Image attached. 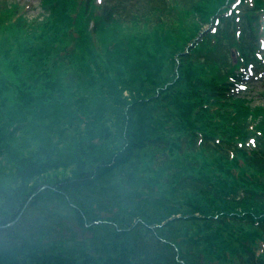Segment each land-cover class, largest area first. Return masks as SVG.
<instances>
[{
  "label": "trees",
  "instance_id": "obj_1",
  "mask_svg": "<svg viewBox=\"0 0 264 264\" xmlns=\"http://www.w3.org/2000/svg\"><path fill=\"white\" fill-rule=\"evenodd\" d=\"M42 6L0 10V264H264V0Z\"/></svg>",
  "mask_w": 264,
  "mask_h": 264
},
{
  "label": "rangeland",
  "instance_id": "obj_2",
  "mask_svg": "<svg viewBox=\"0 0 264 264\" xmlns=\"http://www.w3.org/2000/svg\"><path fill=\"white\" fill-rule=\"evenodd\" d=\"M99 1H101V0H99ZM120 1H122L125 6L127 5V7L129 9L133 10L132 13L136 12L137 10H142L143 9L142 7L146 6L148 3V0H107V1L104 0V2L109 3L111 6H115V4H118ZM157 1H159V0H157ZM16 2L19 3L21 6H24L26 8V9H24V11L26 13H29L30 16L28 15V17H30L32 20H36L39 18L42 20V15H44V12H45L43 9V6H42V0H0V10L4 9L5 8L4 6L13 5ZM5 4H7V5H5ZM243 8H247V5H244L242 7V9ZM259 16H261V15H259ZM260 20H261V24L264 25V17L261 16ZM230 22H229L230 25L233 26V23L231 20H230ZM227 25H228L227 23L220 25L219 31H217L216 34H213L215 29H212L213 30L212 35H214V36L209 37L210 38L209 43L211 45H213L212 43L214 41H216V38L220 39L221 44H222L223 43L222 39L225 37L224 38V40H225L227 36L230 38L231 42L234 41V38H233L234 32H233L232 28L228 27ZM234 27H235L236 31L238 32L239 27H240L239 23H237L235 26H233V28ZM206 28H208L207 30H209L210 27L206 26ZM246 30L247 29L245 28L244 35L242 33V36H241L242 40L241 41H243V44L245 45V49L249 50L250 46H248L247 44L249 43L250 40L249 41L247 40L245 43V40H244L245 37L244 36L247 35L249 38L251 36L249 35L250 30H247V32H246ZM238 37L240 38V36H238ZM238 37L236 38L235 43H237ZM259 44L263 47L262 55L264 56V40L260 41ZM226 51H227L225 53L226 56H228L230 54V56H231L230 60L233 61L234 60L233 58L235 56L234 49L231 47H227ZM222 52H225V51H223V49H222ZM203 55L201 54L200 56L202 57ZM254 55L252 52H250L249 58L253 57ZM231 61H230V63H231ZM257 68L260 69L258 71V74L252 75V73H251L250 78L241 82L240 88H242V90H243L242 92L247 93V95H248L247 97L250 99V101H252L253 105L264 106V59L259 63ZM226 69H227V67L223 71H225ZM141 188H144V186ZM263 248H264V245H263ZM263 255H264V253H263Z\"/></svg>",
  "mask_w": 264,
  "mask_h": 264
},
{
  "label": "water",
  "instance_id": "obj_3",
  "mask_svg": "<svg viewBox=\"0 0 264 264\" xmlns=\"http://www.w3.org/2000/svg\"><path fill=\"white\" fill-rule=\"evenodd\" d=\"M202 36L199 37V39L201 40Z\"/></svg>",
  "mask_w": 264,
  "mask_h": 264
}]
</instances>
